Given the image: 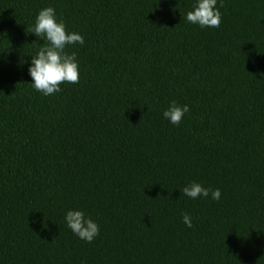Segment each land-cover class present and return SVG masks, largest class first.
Wrapping results in <instances>:
<instances>
[{"label":"trees","instance_id":"16d2710c","mask_svg":"<svg viewBox=\"0 0 264 264\" xmlns=\"http://www.w3.org/2000/svg\"><path fill=\"white\" fill-rule=\"evenodd\" d=\"M194 3L0 0V264H264V0H218L204 29ZM46 7L85 40L51 96L28 73ZM193 181L221 199L184 196Z\"/></svg>","mask_w":264,"mask_h":264},{"label":"clouds","instance_id":"9594fccd","mask_svg":"<svg viewBox=\"0 0 264 264\" xmlns=\"http://www.w3.org/2000/svg\"><path fill=\"white\" fill-rule=\"evenodd\" d=\"M217 4L218 0H195L192 10L183 16V20L201 29L219 28L222 24L220 8L224 5L220 3L217 7ZM32 34L44 41L32 56L28 68L33 88L44 96H51L62 91V84H78L81 75L79 61L74 52L69 54L66 49L77 44L83 46V35L68 31L64 21L58 19L54 7H46L38 12ZM190 110L188 104L180 105L172 101L163 116L172 125L179 126ZM182 194L192 200L210 197L219 201L222 197L221 189L213 190L196 181L186 184ZM64 219L73 234L88 243L100 235V225L83 210H69ZM182 220L188 228L193 226L190 214L184 213Z\"/></svg>","mask_w":264,"mask_h":264}]
</instances>
